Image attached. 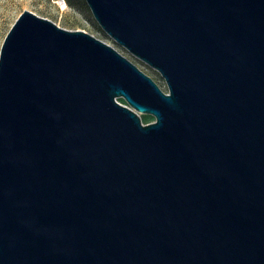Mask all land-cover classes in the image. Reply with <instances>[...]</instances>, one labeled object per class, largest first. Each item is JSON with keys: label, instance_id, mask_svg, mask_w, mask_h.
Listing matches in <instances>:
<instances>
[{"label": "water", "instance_id": "95a60500", "mask_svg": "<svg viewBox=\"0 0 264 264\" xmlns=\"http://www.w3.org/2000/svg\"><path fill=\"white\" fill-rule=\"evenodd\" d=\"M85 1L166 91L19 13L0 46V264H264V0Z\"/></svg>", "mask_w": 264, "mask_h": 264}, {"label": "rangeland", "instance_id": "374dc122", "mask_svg": "<svg viewBox=\"0 0 264 264\" xmlns=\"http://www.w3.org/2000/svg\"><path fill=\"white\" fill-rule=\"evenodd\" d=\"M65 2L67 6L63 8ZM24 9H29L40 16L47 17L64 28L83 29L113 45L149 74L166 91V85L160 73L155 68L131 55L124 47L117 44L106 34L94 19L85 0H0V46L10 26ZM119 101L124 103L121 98ZM140 116L143 123L154 119L151 114L140 113Z\"/></svg>", "mask_w": 264, "mask_h": 264}, {"label": "bare ground", "instance_id": "6f19581e", "mask_svg": "<svg viewBox=\"0 0 264 264\" xmlns=\"http://www.w3.org/2000/svg\"><path fill=\"white\" fill-rule=\"evenodd\" d=\"M66 6H67V4H66V2H65V3L63 4V8L66 7Z\"/></svg>", "mask_w": 264, "mask_h": 264}, {"label": "built area", "instance_id": "2783aa9c", "mask_svg": "<svg viewBox=\"0 0 264 264\" xmlns=\"http://www.w3.org/2000/svg\"><path fill=\"white\" fill-rule=\"evenodd\" d=\"M63 1V0H62Z\"/></svg>", "mask_w": 264, "mask_h": 264}]
</instances>
